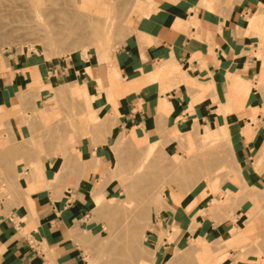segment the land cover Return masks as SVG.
<instances>
[{
  "label": "rangeland",
  "instance_id": "1",
  "mask_svg": "<svg viewBox=\"0 0 264 264\" xmlns=\"http://www.w3.org/2000/svg\"><path fill=\"white\" fill-rule=\"evenodd\" d=\"M116 1L125 12L132 6V0H105L109 5L117 4ZM141 1L133 16L115 23L108 33L87 28L82 21L81 29H62L58 41L49 44L40 42L43 23L75 24L72 14L86 10L85 4L86 7L79 6L80 0H0V79L15 72L22 74L21 85L10 103H3L0 95V199L17 208L26 207L24 216L15 215L16 226L30 238L36 251L47 252L50 264H56L58 251L49 250L43 239L32 235L38 206L49 199L65 205L83 182L91 188L85 187L88 215L69 228L73 236L66 240L79 264H87L88 255L93 256L95 264H155L154 259L156 264H212L208 259L217 256L218 264H264V189L249 184L244 174L247 168L258 174L264 171L262 23L258 20V26H251L259 30L250 32L256 42L247 51L255 60L251 82L237 88V77H233L218 110L224 116L230 114L243 126L241 132L248 147L256 136L251 157L244 163L238 162L231 151L226 123L208 140L202 138L203 121L196 119L189 120L194 123L192 135L183 128L155 141L135 128H119L118 104L127 92L156 81L163 93L175 83L172 77L181 74L163 62L147 74L126 77L115 65L114 53L125 40L146 38L144 29L161 0ZM85 66L91 74L85 72ZM192 81L191 89L202 86L195 78ZM93 89L101 97L94 104L95 110L87 113L84 102L89 103L87 94ZM191 89L195 101L211 96L213 87H201L199 93ZM76 91L80 99L72 98ZM158 110L162 112L160 101ZM246 125L254 130L247 132ZM41 159L47 162L48 178ZM261 177L264 178L263 173ZM228 183L237 189L230 190ZM195 194L204 198V208L193 217L189 236L173 244L166 254L157 255L152 242L158 228L165 232L164 241H170L177 229L176 222L162 226V218L168 221L177 207L187 212L196 199L187 206L181 199ZM96 197L100 200L98 205ZM108 205L115 207L109 209ZM213 205L216 206L211 209ZM207 215L214 220L215 229L204 236L198 218ZM238 226L247 228L245 233L236 230ZM221 227L225 230L221 231ZM199 237L205 240L204 244L209 243V248L197 241ZM199 244L209 250L201 253ZM132 245L142 250L140 255L132 253ZM2 251L3 246L0 264H9ZM175 253L178 255L173 256ZM198 255L206 256L207 261L204 258L203 263Z\"/></svg>",
  "mask_w": 264,
  "mask_h": 264
},
{
  "label": "crops",
  "instance_id": "2",
  "mask_svg": "<svg viewBox=\"0 0 264 264\" xmlns=\"http://www.w3.org/2000/svg\"><path fill=\"white\" fill-rule=\"evenodd\" d=\"M251 16L257 17L255 23L251 21ZM258 20L264 31V0H161L149 26L144 29L146 38L125 40L114 53L115 65L127 74L126 77L147 74L163 62L170 63V67L181 74L172 77L175 83L163 93L159 92L156 81L143 83L137 90L127 92L118 104L119 128H135L146 137H154L155 141L173 135L172 132L176 130H190L194 123L189 120L196 119L203 121L202 138L208 140L226 123L231 151L238 162L245 163L251 157L249 155L256 136L251 140L252 146L248 147L241 132L243 126L230 114L224 116L218 110L225 102L233 77H237L234 82L237 88L246 81L251 82L254 73L252 61L255 60L247 51L255 45L256 37L250 32L254 29L251 26H258ZM21 78L22 74L15 72L13 76L0 79L3 103H10L21 85ZM194 78L202 84L201 87H213L211 96L193 101L190 84ZM201 87L191 90L199 93ZM249 96L250 93L247 99ZM163 100L169 106V111L158 110L159 101L162 104ZM90 150L89 146L87 151ZM41 162L48 178L47 162L42 159ZM262 173L264 175V171ZM262 173L247 168L244 174L249 184L264 189ZM227 185L232 191L237 189L234 184ZM85 187L91 189L88 182L78 185L65 205L49 199L38 206L32 235L36 239H43L49 250L58 251L56 264H79L77 254L62 241L66 231L88 215ZM205 188L202 187L203 190ZM185 197L181 199L185 206L191 199H196L187 212L177 207L175 213H170L168 221L165 218L161 220L162 226L167 222H176L177 229L170 241H164L165 232L163 228H158L152 242L157 255L166 254L173 244L184 241L189 236L188 229L193 217L204 208V198L198 194L187 199ZM26 212V207L17 208L16 204L5 203L0 199L1 253L9 264H50L47 252L36 251L30 238L20 233L16 226L15 215L24 216ZM198 220L202 235L213 233L215 222L212 218L207 215ZM169 231L172 233V228Z\"/></svg>",
  "mask_w": 264,
  "mask_h": 264
},
{
  "label": "bare ground",
  "instance_id": "3",
  "mask_svg": "<svg viewBox=\"0 0 264 264\" xmlns=\"http://www.w3.org/2000/svg\"><path fill=\"white\" fill-rule=\"evenodd\" d=\"M3 1V0H2ZM81 1V5H79V6H84V4L87 6V8H88V6H89V8L87 9L86 8V10L84 9V10H81V11H75V12H73V14H72V16H73V18H75L76 20V22H75V24L73 23H67L68 25H60V24H58L57 22H47V23H43V25L41 26V38H40V42H44V41H46V43L47 42H50L49 44H51V43H53V42H57L58 41V39H59V37H61V30L62 29H67L69 32H72L73 30H75V29H81L82 28V21L83 22H85V24H86V26H87V28H91V27H93L95 30H97V31H100L101 33H108L109 31H111L112 29H113V26L115 25V23H120V22H122V21H124L125 19H127L129 16H133L135 13H136V11H137V9L140 7V5H141V3H142V1L141 0H132L131 2H132V6L129 8V10L127 11V9H126V12H125V8H123V7H121L120 6V4L118 3L119 1H116L117 2V4H115V5H109V4H107V2H105V0L103 1V0H80ZM1 3V2H0ZM36 3V2H35ZM114 3V2H113ZM89 4V5H88ZM91 5V6H90ZM94 5V6H93ZM7 6H9V4L8 5H5V7H7ZM16 6V5H15ZM15 6H14V9H15ZM37 6V5H36ZM86 6H84V7H86ZM2 7V6H1ZM19 7V6H18ZM32 7V6H31ZM94 7V8H93ZM126 7V6H125ZM10 8H11V6H10ZM20 8H22V7H20ZM34 8V7H33ZM79 8V7H78ZM82 8V7H81ZM80 8V9H81ZM127 8V7H126ZM34 9H36V8H34ZM5 10H8V7H7V9H5ZM57 10V9H56ZM10 11V10H9ZM70 11V10H69ZM21 12H23V11H21ZM68 12V11H67ZM3 13V12H2ZM16 13V12H15ZM4 14H7L6 12L4 13ZM70 14V13H69ZM1 15V14H0ZM1 17V16H0ZM10 17V16H9ZM9 17H8V19H9ZM117 17H119L118 19H117ZM21 18V17H20ZM1 19V18H0ZM2 19H4V18H2ZM22 19V18H21ZM40 19V18H39ZM117 19V20H116ZM256 19H257V17H255V16H251V21L252 22H256ZM6 21V20H5ZM11 21V20H10ZM16 21V20H15ZM27 21V20H26ZM33 21V20H32ZM34 21H35V19H34ZM37 21H38V19H37ZM36 21V22H37ZM43 21V20H42ZM3 22H4V20H3ZM46 22V21H45ZM0 23H1V21H0ZM34 23V22H33ZM39 23V22H38ZM37 23V24H38ZM8 24H10V23H8ZM12 24V23H11ZM25 24V23H24ZM6 24H3L2 26H5ZM26 25V24H25ZM40 25V24H39ZM28 26V25H27ZM34 26H36V25H34ZM29 27V26H28ZM33 27V25H31L30 26V28H32ZM9 28V27H8ZM22 28V27H21ZM34 29H35V27H33ZM32 28V29H33ZM39 28V27H38ZM2 30H4V29H2ZM8 30V29H7ZM12 30V29H11ZM15 30V29H14ZM29 30H31V29H29ZM39 31V30H38ZM25 32V31H24ZM35 32H36V30H35ZM25 33H27V31L25 32ZM36 33H39V32H36ZM30 34V33H29ZM39 34V35H40ZM34 35H37V34H34ZM63 35V34H62ZM69 35V34H68ZM67 35V36H68ZM38 36V35H37ZM66 36V37H67ZM33 40V39H32ZM62 41V40H61ZM60 43V42H59ZM261 67H263V69H264V62H262V66ZM262 69V70H263ZM264 71V70H263ZM85 72H87L88 74H91L92 73V71L89 69V67L88 66H85ZM261 77H263V76H260V79H261ZM96 82H99V84H100V81H99V77H96ZM262 80V79H261ZM98 83L96 84V85H99ZM98 91H96V89H93V90H90V92L87 94V96H88V98H89V103H87V102H84L86 105H87V109H86V112L87 113H91V112H93L94 110H95V108H94V104H95V102L96 101H98L99 100V98L101 97L98 93H97ZM79 92H77L76 91V93H75V95H74V97H72V98H77V99H80L81 97V95H79L78 94ZM169 111V106H167L166 105V103H165V101L163 100L162 101V111L163 112H165V111ZM251 122H248V124H250ZM254 125V124H253ZM244 129H246V131L247 132H251L252 131V129L254 130V128L251 126V125H246L245 127H244ZM194 131V130H193ZM193 131H192V129H190V131H188L186 134H190V135H192V133H193ZM254 135V134H253ZM151 144H154V142L153 143H151ZM211 148V147H210ZM209 148V149H210ZM211 150V149H210ZM213 150V149H212ZM208 151V150H207ZM207 156V155H206ZM64 162V161H63ZM62 165V164H61ZM64 165V164H63ZM65 166V165H64ZM239 166V165H238ZM61 169H63L62 167H61ZM54 170H56L57 171V167L54 169ZM62 171V170H61ZM57 175H59V174H57ZM113 178V177H112ZM49 180V179H48ZM213 187V186H212ZM212 187H211V191L213 190L212 189ZM159 189V188H158ZM215 189V188H214ZM158 191V190H157ZM214 191V190H213ZM159 193H160V191H159ZM171 196H172V193H171ZM158 199V198H157ZM95 200H96V204L98 205V204H100V200H99V198L98 197H96L95 198ZM160 200V199H159ZM214 200L216 201L217 199L214 197ZM110 203V202H109ZM112 203V202H111ZM32 205V204H31ZM113 205V204H112ZM109 206V205H108ZM216 205H213V207L211 208V209H213L214 207H215ZM113 207H115V206H109L108 208L109 209H114ZM34 218H35V216H34ZM125 218V217H124ZM126 219V218H125ZM125 219H123V220H125ZM125 223V222H124ZM123 223V224H124ZM126 223H128V221L126 220ZM124 224L125 226L126 225H128V224ZM194 223V222H193ZM193 223H192V225H193ZM191 225V226H192ZM193 226H195V225H193ZM192 226V227H193ZM245 226V225H244ZM244 226L242 227V226H238V228L236 229V230H238L239 232H242V233H245V229H247V228H244ZM127 227V226H126ZM128 228V227H127ZM128 232V231H127ZM125 233V232H124ZM73 236V232H72V229H69L68 231H67V233L64 235V239H63V241H62V243H66V240L67 239H69V238H71ZM196 239V238H195ZM133 240V239H132ZM201 239H200V237L199 238H197V241H200ZM201 241H203V240H201ZM205 241V240H204ZM204 241H203V245H206L207 244V242H205L206 244H204ZM61 243V244H62ZM130 243V242H129ZM129 243H127V244H129ZM137 243V242H136ZM197 243V242H196ZM200 244H201V242H199ZM200 244H199V247H200ZM144 245V244H143ZM101 246V245H100ZM130 246V245H129ZM207 246H209V243L205 246V247H207ZM103 247V246H102ZM132 247V253L133 254H135V256L136 255H140L141 254V249H139V247H137V246H131ZM97 248V247H96ZM100 248V247H99ZM98 248V249H99ZM207 248H209V247H207ZM207 248H203V246H201L199 249H198V251H200L201 253H205L207 250H209V249H207ZM95 248H93L92 250H94ZM101 249V248H100ZM100 249H99V252H100ZM127 249V248H126ZM174 249V248H173ZM128 250V249H127ZM185 250V249H184ZM88 253V252H87ZM101 253H103V251H101ZM201 253H197V254H201ZM202 254V255H203ZM101 255V254H100ZM124 255V254H123ZM126 255V254H125ZM175 255H178L177 253H175V254H173V256H175ZM202 255H198V256H200V258L202 259L203 258V256ZM98 256H99V254H98ZM121 256V255H120ZM197 256V255H196ZM202 256V257H201ZM170 257H172V256H170ZM214 257H216V256H214ZM213 257V258H214ZM199 258V257H198ZM199 258V260H201ZM204 258H206V256H204ZM204 258L202 259L203 261V263H204ZM212 258V259H213ZM96 259H98V258H96ZM171 259H177L176 257L175 258H171ZM211 259V258H210ZM210 259H208V262L209 263H211V261H213L212 262V264H218V262H219V258H218V256L214 259V260H210ZM86 260H87V264H95V260H94V258H93V256H86ZM170 260V259H169ZM97 261V260H96ZM186 261V260H185ZM205 261H207V258H206V260ZM201 262V261H200ZM170 263V262H169ZM174 263V262H173ZM202 264V263H201ZM205 264V263H204Z\"/></svg>",
  "mask_w": 264,
  "mask_h": 264
}]
</instances>
